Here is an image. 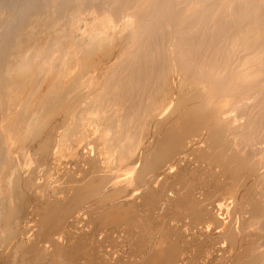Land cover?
Wrapping results in <instances>:
<instances>
[{"label": "bare ground", "instance_id": "obj_1", "mask_svg": "<svg viewBox=\"0 0 264 264\" xmlns=\"http://www.w3.org/2000/svg\"><path fill=\"white\" fill-rule=\"evenodd\" d=\"M42 167L79 184L25 237ZM143 199L144 264H175L173 235L199 247L182 264H264V0H0V264H69L61 221L91 201L116 227Z\"/></svg>", "mask_w": 264, "mask_h": 264}, {"label": "rangeland", "instance_id": "obj_2", "mask_svg": "<svg viewBox=\"0 0 264 264\" xmlns=\"http://www.w3.org/2000/svg\"><path fill=\"white\" fill-rule=\"evenodd\" d=\"M93 127V129H94V126H92ZM92 131V130H91ZM26 151V150H25ZM25 151H24V154L22 153H20V159H22V161L20 160V162H22L23 164L26 162L25 161V158L27 159H30L31 161H32V159L33 158H29V156H30V154H31V156L33 157H38V156H36V154L37 153H34L33 152V154H32V152H30V151H26V153H28V154H26L25 153ZM30 153V154H29ZM28 155V157L26 156V155ZM22 155H25L24 157H22ZM38 155V154H37ZM22 157V158H21ZM24 159V160H23ZM36 159L37 158H34L33 159V161L34 162H36ZM24 161V162H23ZM31 161H29L28 162V160H27V165L26 164H24V166H25V168H31L30 166H32V162ZM33 162V165L35 164ZM21 163V165H23ZM30 163V164H29ZM30 165V166H29ZM87 165V164H86ZM85 165V166H86ZM28 166V167H27ZM28 168V169H29ZM43 169H44V167H42V169H38V170H40L39 171V175H37L38 173L36 172V180L38 181V184L40 185V187H39V185L37 186V187H39L38 189H37V187H35V186H33L35 189H37V191H35V189L34 188H30V186H29V188L27 189V194H28V192L30 191V194H28V196L29 195H31V196H29V197H34L32 194H34L35 192V196H36V194L37 195H40V197L42 196V194L45 192V190H47L46 188H48L49 186V190H47L48 192H50L51 194L50 195H53V196H50L49 195V193L46 191L44 194H43V199H42V197L40 198L41 199V201L40 200H38V202L36 201H33V203H34V205H38L37 207H35L34 208V211H33V207H34V205H33V203H31V206H27L28 208H26L27 210L26 211H24V213H23V216H24V218H26V216H27V219H24L23 217L20 219V222L19 223H21V227H22V235H26L25 237H27V236H30L31 238H34V237H42L43 236V230L41 229L43 226L41 225V222H42V224L44 223V219H46L44 216H46V214L45 213H43V210H44V212H45V210L47 209L46 207L45 208H43L44 207V205L46 206L47 205V202L48 201H50V199L51 200H53L54 199V197H55V195L57 194L56 192H54L55 190H57L56 189V187L58 188L59 186L60 187H63L62 189H65V188H67V187H69V186H73V185H77V183L79 184V182H77V183H75L76 181H72V182H70L71 181V179L70 178H66L65 177V175H63V173L62 172H46L45 170H44V172H42L43 171ZM86 169H89V167L88 168H86ZM37 170V171H38ZM46 172V173H45ZM59 173H61V174H59ZM74 173V172H73ZM77 173H81V176L79 175V174H77ZM86 173H87V177H86V181L91 177V175H92V177H93V174L94 175H97L98 173H96V172H90L89 171V173H90V175H89V173L88 172H83V174H82V172H76V175H78V176H80V177H82L81 179H83V181L85 180L84 179V177H85V175H86ZM92 173V174H91ZM45 174H46V176H45ZM52 174L54 175V176H52ZM64 174H65V172H64ZM40 175H42V178L41 177H39L38 178V176H40ZM50 175H51V179H49L48 180V178L50 177ZM58 175H60V176H58ZM63 175V177L62 178H60L61 176ZM45 176V177H44ZM49 176V177H48ZM60 178H58V177ZM57 177V178H56ZM47 178V179H46ZM65 178L67 179L66 180V182H65ZM54 179L56 180V181H54ZM41 180V181H40ZM58 180V181H57ZM63 180V181H62ZM70 180V181H69ZM48 183H47V182ZM54 181V182H53ZM83 181H81V183L83 182ZM49 182H51V183H49ZM52 183H54V185H52ZM55 183L56 184H58V185H55ZM74 183V184H73ZM80 183V184H81ZM42 184H44V186L45 187H43V186H41ZM47 184V185H46ZM48 184H49V186H48ZM63 184V185H62ZM70 184H72V185H70ZM64 185H68V186H64ZM47 186V187H46ZM53 186H54V188H53ZM43 187V188H42ZM59 187V188H60ZM45 188V189H44ZM52 188H53V190H52ZM31 189V190H30ZM40 189H41V191H40ZM44 191H43V190ZM33 191H34V193H33ZM42 191H43V193H42ZM54 192V193H53ZM42 193V194H41ZM46 194V195H45ZM47 195H49V196H47ZM45 196H46V198H45ZM138 196H139V198H138ZM136 198L137 199H142L143 197H141L140 198V195H138ZM49 197V198H48ZM45 198V199H44ZM42 200H44V201H42ZM47 200V202H45ZM138 201V200H137ZM142 201V200H141ZM141 201H138V204H139V206L141 207V205L143 206V208H144V212H143V208L141 207H139V213L141 214V215H137V217H138V219H140L141 218V220L140 221H137L138 219H136V221H128V222H126V223H121V225L120 224H118V225H120V226H118V225H116V227L114 226L115 224H111V223H109V224H106V221L105 220H103V218H101L99 215H97V213H95L94 212V209L96 208V205L95 204H93L91 201H88V202H86V203H84L83 204V208L81 209L82 211L84 210V211H86L87 212V214H86V212H78L79 214L77 215V213L75 212L74 214H75V216L76 217H74V214H73V217L71 218H68L66 221H64V225H62L63 223H62V221H61V223H60V221H59V223H60V227H63V232L64 231H66L67 233H69V231H70V233L68 234V236H66L65 238H63V240L64 241H62V242H64V243H62L63 245L65 244V248L67 247L69 250V252H67V254H68V262H69V264H129L130 262H132L133 260V264L134 263H136V264H140V261H141V264L143 263L142 262V260H146L147 258H148V254H149V252H148V250H147V243H148V240H147V238H145V237H147V236H145V232H146V230L144 229L145 227L146 228H148L147 229V231L152 227V223L153 224H157V222H155V219L154 218H156V216L157 215H155L154 216V214H152V216H151V214H150V212H149V207L150 206H148L149 204H147L146 202H144L145 200L143 199V202H141ZM42 202V203H41ZM46 203V204H45ZM93 205H92V204ZM141 203V204H140ZM143 203V204H142ZM39 204H41V205H39ZM88 206H87V205ZM43 205V206H42ZM86 205V206H85ZM145 205L147 206V207H145ZM39 207H41V208H39ZM86 207V208H85ZM87 207H88V209L90 210V211H88V209H87ZM95 207V208H94ZM32 208V209H31ZM92 208V209H91ZM148 208V209H147ZM28 209H30L29 211H28ZM38 209V210H37ZM39 209H41V210H39ZM146 209V210H145ZM163 208L161 207V210H162ZM29 213H28V212ZM30 211H31V213H30ZM40 211H41V214H39L40 213ZM146 211V212H145ZM35 214H34V213ZM147 212H149V213H147ZM37 213V214H36ZM93 213V214H92ZM143 213H145V214H143ZM149 215H147V214ZM162 213V212H161ZM29 214V215H28ZM83 214H86V216L85 215H83ZM93 216H95V217H93ZM34 215H36V216H34ZM80 215V216H79ZM89 215H91L90 217H89ZM39 216H42V218L41 217H39ZM81 216H82V218H81ZM98 216V217H97ZM142 216L144 217V218H142ZM85 219H84V218ZM88 217V218H87ZM92 217V218H91ZM100 217V218H99ZM146 217H148V218H146ZM152 218V220H151V218ZM157 217H161V216H157ZM38 218H39V220H38ZM146 218V219H145ZM162 218V217H161ZM24 221H23V220ZM30 219V220H29ZM33 219H34V221H35V224L33 223ZM38 221H37V220ZM78 219V220H77ZM80 219V220H79ZM81 219H82V221H81ZM90 219V220H89ZM96 219H98V220H96ZM143 219H144V221H143ZM154 219V220H153ZM157 220L159 219V218H156ZM171 221H170V220ZM169 219H166L165 220V224H166V226H168V225H170V226H172V227H174L176 224H179V222L177 223V221H176V219H172V218H169ZM32 220V221H31ZM69 220H70V222H69ZM72 220H73V222L75 221V220H77V221H75L74 222V224L75 225H73V222H72ZM89 222H88V221ZM100 220V221H99ZM149 220V222H147ZM160 220V219H159ZM25 221H26V223H25ZM79 221H80V223H79ZM84 221V222H83ZM87 221V222H86ZM104 221H105V224L106 225H104L103 223H104ZM151 221H153L152 223H150ZM175 223H174V222ZM67 222V223H66ZM85 222H86V224H85ZM92 222H94V223H97V226H96V224H94V223H92ZM102 224H101V223ZM155 222V223H154ZM169 222V223H168ZM171 222H172V224H171ZM26 225H25V224ZM29 223V224H28ZM31 223V224H30ZM78 223V224H77ZM81 223L82 224H84V226L83 225H81ZM101 225H100V224ZM137 225H136V224ZM139 223H141V224H139ZM145 223V224H144ZM38 224V225H37ZM42 226V227H40V225ZM45 224V223H44ZM66 224H67V226H66ZM71 224L73 225V226H71ZM88 224V225H87ZM90 224V225H89ZM124 224H126V225H124ZM131 224V225H130ZM143 224H144V226H143ZM146 224H148L149 225V227H148V225H146ZM29 225V226H28ZM36 225V226H35ZM76 225H78V226H76ZM94 225L96 226L95 228V230L93 231V228H94ZM99 225V226H98ZM103 225H104V228H103V232H105L106 231V228L108 227V229H107V232H105L104 233V236H103V232H102V227H103ZM109 225V226H108ZM23 226H28V228H30V229H28V228H24ZM33 226V227H32ZM40 228H39V227ZM85 226H87V227H85ZM88 226H90V227H88ZM92 226V227H91ZM106 226V227H105ZM111 226V227H110ZM129 226V227H128ZM134 226H137V227H135L134 228ZM35 227H38V230H40V231H38L37 230V228H35ZM69 228V230H68V228ZM78 227V228H77ZM84 227V228H83ZM97 227H99V228H97ZM115 229H114V228ZM117 227H119V228H117ZM138 227H140V229L138 228ZM79 228H82V229H79ZM87 228V229H86ZM101 228V229H100ZM111 228V229H110ZM121 228V229H120ZM132 228V229H131ZM136 228H138V229H136ZM24 229H25V231L26 232H24ZM33 229V230H32ZM34 229H35V231H34ZM64 229H67V230H64ZM72 229H74V230H72ZM85 229V230H84ZM117 229V230H116ZM29 230H31V231H29ZM36 230H37V232H36ZM41 230H42V232H41ZM71 230H72V232H71ZM80 232H79V231ZM112 230H114V231H112ZM136 230V231H135ZM141 230V231H140ZM5 231V230H4ZM28 231V232H27ZM33 231V232H32ZM76 231V232H75ZM83 231V232H82ZM86 231V232H85ZM90 231V232H89ZM112 231V232H111ZM118 231V232H117ZM129 231V232H128ZM137 231H138V233H137ZM41 232V233H40ZM65 232V233H66ZM91 232H92V234H95V237H94V235H92L91 234ZM119 232H121L120 234H119ZM143 232V233H142ZM24 233V234H23ZM77 235H76V234ZM80 233V234H79ZM87 233H88V235H87ZM112 233V234H111ZM114 233V234H113ZM116 233V234H115ZM117 233H118V235H117ZM122 233H123V235H122ZM140 233H142L141 234V236H140ZM99 234V235H98ZM101 234V235H100ZM128 234H130L129 236H127ZM133 234V235H132ZM45 235V234H44ZM73 235H74V237H73ZM78 236V237H76V236ZM82 235V236H81ZM96 235H97V239H95L96 238ZM115 236V237H113V236ZM33 236V237H32ZM81 236V237H80ZM90 236H91V238H90ZM113 238H112V237ZM118 236V237H117ZM122 236V237H121ZM132 237V239H131V237ZM70 237V238H69ZM88 237V239H87V241H86V239H84V238H87ZM95 239V240H93V238ZM100 237H101V239H100ZM120 237V238H119ZM125 237H126V239H125ZM69 238V239H68ZM72 238V239H71ZM77 240H76V239ZM83 238V239H82ZM103 238V239H102ZM104 238H106V239H104ZM110 239V240H107V239ZM115 238V242L113 241V239ZM117 238H118V240H117ZM123 238V239H122ZM136 238V239H135ZM76 241H75V240ZM78 239H79V241H78ZM80 239H81V242H80ZM90 239V240H89ZM99 239V240H98ZM130 239V240H129ZM134 239H135V241H134ZM138 239L140 240H144L145 242H147V243H145L143 240H142V243H140L139 241H138ZM177 240V238H176V236L175 235H173V239H171V241L172 242H176L175 244V246H177L176 248H178V249H180L179 250V252L177 253V262L175 263V264H182V263H184L186 260V256H187V254H189L190 253V251H191V253L189 254L190 256L192 255H195L198 251L197 250H199V247H198V244L197 245H194V244H192V245H189V247L187 248V250H186V253H185V251L183 250V253H182V250H181V245H180V241L179 240ZM73 240V241H72ZM98 240V241H97ZM117 240V241H116ZM123 240V241H122ZM133 240V241H132ZM66 241V242H65ZM67 241H69V242H67ZM85 241V242H84ZM70 242H72V243H70ZM89 244H88V243ZM94 242V243H93ZM123 242V243H122ZM80 244V246H79V248H76L77 247V245L78 244ZM119 243V244H118ZM120 243L121 244H123V245H120ZM128 243V244H127ZM140 243V244H139ZM173 243V244H174ZM179 243V244H178ZM93 244V245H92ZM68 245H70V246H68ZM76 245V246H75ZM120 245V246H119ZM125 245H126V247H125ZM142 245H144V246H142ZM92 246H93V249H92ZM140 246V247H139ZM194 246H196V247H194ZM119 247V248H118ZM129 247V248H128ZM146 247V248H145ZM64 248V247H63ZM128 248V249H127ZM192 248H194V249H192ZM72 249H74V250H72ZM78 249V250H77ZM92 249V250H91ZM124 251H123V250ZM132 249V250H131ZM140 249V250H139ZM80 250H84L83 251V253H82V251H80ZM126 250V251H125ZM134 250V251H133ZM136 250H139L140 252H138V251H136ZM192 250H194V252H192ZM99 251V252H98ZM188 251V252H187ZM55 253L56 254H58V256L57 255H55ZM71 253V254H70ZM75 253V254H74ZM77 253H79V254H77ZM99 253V254H98ZM108 253V254H107ZM142 253V254H141ZM144 253V254H143ZM147 253V254H146ZM41 254H42V252H40V253H38V256L42 259V261L44 262V260H45V262L43 263L42 261L40 262V260L39 261H36V262H39L38 264H51L52 262H54V263H52V264H56V262H58L57 264H60L61 262V260L60 259H62V258H60L61 256H60V254H59V252H57V251H53V254H54V257L52 256V258L53 259H50V260H52L51 262H48V260H46V258H44V257H42L41 256ZM74 255V258L72 257L73 255ZM97 254V255H96ZM70 255V256H69ZM79 255L81 256V257H79ZM138 255H141V256H138ZM147 255V256H146ZM188 255V256H189ZM94 256V257H93ZM97 256H98V258H99V261L97 260L98 258H97ZM146 256V257H145ZM180 256V257H179ZM58 259H57V258ZM96 257V258H95ZM106 257V258H105ZM117 257V258H116ZM142 257V258H141ZM44 258V259H43ZM77 258H78V260H77ZM102 258H103V260H102ZM112 258V259H111ZM119 258V259H118ZM135 258H139V259H135ZM142 260H141V259ZM144 258H146V259H144ZM183 258V259H182ZM204 258V260H207L208 259V257L207 256H204L203 257ZM91 259V260H90ZM108 259V260H107ZM49 260V261H50ZM78 262H77V261ZM130 260H132V261H130ZM47 261V262H46ZM110 261H112V262H110ZM129 261V262H128ZM138 262V263H137ZM167 261H165V263L163 262V264H171V263H166ZM227 262H229V260L227 261ZM132 263H130V264H132ZM35 264V263H34ZM37 264V263H36ZM144 264V263H143ZM173 264V263H172Z\"/></svg>", "mask_w": 264, "mask_h": 264}]
</instances>
